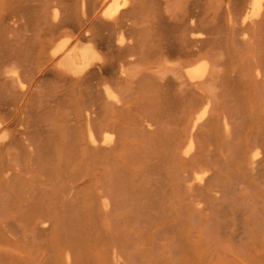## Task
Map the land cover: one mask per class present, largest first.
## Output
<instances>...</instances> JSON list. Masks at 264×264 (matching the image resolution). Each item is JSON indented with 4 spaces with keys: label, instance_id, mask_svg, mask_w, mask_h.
<instances>
[{
    "label": "bare ground",
    "instance_id": "bare-ground-1",
    "mask_svg": "<svg viewBox=\"0 0 264 264\" xmlns=\"http://www.w3.org/2000/svg\"><path fill=\"white\" fill-rule=\"evenodd\" d=\"M171 61L175 90L156 76ZM0 119V240L28 252L18 264H47L63 228L54 264H141V238L115 234L90 262L74 218L75 188L98 175L113 211L127 162L145 167L141 188H175L173 204L196 213L224 195L233 245L264 254V0H0ZM204 242L220 251V238ZM154 245L181 264L178 241Z\"/></svg>",
    "mask_w": 264,
    "mask_h": 264
},
{
    "label": "rangeland",
    "instance_id": "rangeland-1",
    "mask_svg": "<svg viewBox=\"0 0 264 264\" xmlns=\"http://www.w3.org/2000/svg\"><path fill=\"white\" fill-rule=\"evenodd\" d=\"M117 1L123 4L132 0ZM221 60L222 63L213 68L218 76L225 75L230 69L229 63L223 62L225 58L222 57ZM176 65L175 61H171L156 70L157 77L169 79L168 84L173 90L177 89L176 77L178 72ZM217 92L218 90H214L209 95L214 96ZM129 111L128 120H132L138 112L140 113L136 105H133ZM137 123L130 122L128 126L132 129L128 140L132 143L135 142V146H138L141 140V135L138 133L139 129H135ZM114 132L115 130H110V133ZM16 139L17 136H15ZM8 142V138L4 139V144L8 145ZM125 167L120 179L127 184V187L117 189L121 197L117 202L118 205L110 207L113 211L107 212L101 205L99 194L103 192L104 188H93L98 179L103 180L104 176H94L75 188L82 199H80L77 215L74 218L83 224L78 233L83 238V248L90 262H92L96 253L102 252L108 247L109 236L115 234L126 238H141L140 245L133 246L141 254V264H169L167 255L159 257L154 245L155 243L162 245V242L167 239L178 241L181 264H232L230 261L232 256H236L237 264H264V254L252 247L251 242H248L251 244L249 246H246L243 240L239 244L233 245L231 238L233 221L231 214L223 208L227 199L224 195L221 194L218 201L209 198L205 209L201 213H196L187 201L180 206L173 204L177 194L175 188H141V179L144 177L145 170V167L141 166V162H127ZM155 189L158 190V195L151 196ZM228 192L229 190L226 188L224 193L227 194ZM236 192L240 193L239 188H236ZM163 195L165 199L162 201L161 197ZM250 199L251 196L249 195L243 196L241 201L249 203ZM68 211L66 206L61 211L63 222L73 217ZM180 211L195 215L198 222L195 223L191 218L180 216ZM0 220L2 221V216H0ZM108 220L120 222L119 229L108 230L106 228ZM208 224L210 226H207V231L206 225ZM67 234V231L63 228V231H60L51 246H49L47 264H54L59 257L58 253L64 250L66 241L63 235ZM47 235H49L48 232L43 236L46 238ZM207 237L221 239L220 251H215L213 246L210 248V256L204 253L208 249L204 242ZM74 251L77 252L76 249ZM223 252L228 253L230 256L225 255ZM212 253L217 254L213 255ZM211 256L213 257L211 258ZM25 257L28 259V252L24 248L7 241L0 242V264H10L12 259L15 264H18V260ZM209 258L213 260L210 261Z\"/></svg>",
    "mask_w": 264,
    "mask_h": 264
}]
</instances>
